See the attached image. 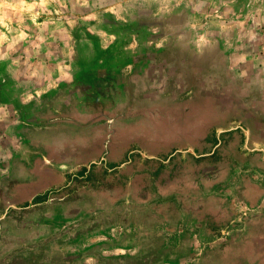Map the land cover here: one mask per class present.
<instances>
[{"label":"rangeland","instance_id":"obj_1","mask_svg":"<svg viewBox=\"0 0 264 264\" xmlns=\"http://www.w3.org/2000/svg\"><path fill=\"white\" fill-rule=\"evenodd\" d=\"M250 4L0 0V264H46L60 244L66 264L257 263L264 205L239 207L264 188ZM81 138L115 169L42 194L62 181L46 160Z\"/></svg>","mask_w":264,"mask_h":264},{"label":"crops","instance_id":"obj_2","mask_svg":"<svg viewBox=\"0 0 264 264\" xmlns=\"http://www.w3.org/2000/svg\"><path fill=\"white\" fill-rule=\"evenodd\" d=\"M253 1V5L250 4V7H254L256 9H253L255 11V13L253 14V17H256L257 15H263L264 13V0H252ZM258 2V4H257ZM250 3V2H249ZM257 4V5H256ZM257 10V11H256ZM260 18H262L261 16H259ZM257 22V20H255ZM249 27L246 28V32L248 29V37L245 38L244 37V42L249 43L248 46H250L249 48L252 49L251 47L253 46L254 49L259 50L262 46L261 44V29L262 27H258L255 26V24H252V26L248 25ZM255 58L253 57V61L255 64H259L262 65L263 67H258L255 72L252 75V81H254L256 79V81H264V57H260L259 54L258 55H254ZM98 135V134H97ZM99 138H101V136H99ZM84 139L81 138L79 140V144L78 140L76 138V143L75 142H68L66 144V153L65 155H62L61 158L58 157H52L50 158V160H46V169H49L48 171H51L53 174L57 175L59 178H61V183L57 184V185H51L49 186V188L47 190H44L45 192L42 193V191H39V194H37L36 196H40L42 194H57L58 192L64 191L66 190V192L72 188H74L75 186L72 187V183L74 180L78 181L80 178H84V177H88V173L92 171L93 166L97 165V167H99V162H103L104 166L106 168H108V171H113L115 168H111V167H116L115 164L111 165V162L114 161V156H111V154L108 155L106 153H103L102 155H100V153L94 156L92 155L89 158H86L85 156L88 157V155L90 154H84L86 152L88 153H92L94 151V148L92 147V145L87 143H84ZM90 143V142H89ZM97 145V150L100 151V143L96 144ZM95 145V146H96ZM107 156V157H106ZM126 156V154H125ZM85 170H87V172H85ZM11 177H13V173L11 172L10 174ZM10 176L8 175L9 179ZM7 177V178H8ZM15 177V176H14ZM2 178L0 177V180ZM13 179L11 178L10 181H12ZM16 181V180H14ZM261 195L262 197L259 200H256L255 202L253 201H248L247 198H243L240 199L241 203L239 205L240 210L243 211L242 213H247L246 210L248 211H252L255 209H260L262 207V205H264V188H261ZM240 196V195H239ZM241 196H243V194L241 193ZM56 196H51L49 201L52 200H57L55 198ZM240 198V197H239ZM237 205V204H236ZM264 207V206H263ZM20 208H24L22 206H20ZM238 209V208H237ZM259 213V212H258ZM233 217L236 219L238 217L239 212L237 210L232 211ZM260 214H264V211L261 212ZM264 224V222H263ZM11 227V234L12 236H6L8 239H12L14 237H17L14 234V230H17L16 226L14 224H10ZM3 232H4V227H3ZM27 232V231H26ZM5 237V236H4ZM24 237H29V236H24ZM264 241V240H263ZM262 242V241H260ZM259 242V243H260ZM60 248L57 249V251L55 250H50L48 254H46L45 258H46V264H66L67 263V258H69L71 255L68 251V248L63 247L62 244H60ZM1 246V244H0ZM255 251V250H254ZM9 254H4L1 257L4 258V261L7 259V256ZM73 255V254H72ZM12 256V255H11ZM84 255L80 253H77L75 256V261L73 264H78V261L80 260L79 257L83 258ZM21 257H23V259H27L26 254H21ZM253 257L257 259V263L255 264H264V246L260 245V247L253 253Z\"/></svg>","mask_w":264,"mask_h":264},{"label":"trees","instance_id":"obj_3","mask_svg":"<svg viewBox=\"0 0 264 264\" xmlns=\"http://www.w3.org/2000/svg\"><path fill=\"white\" fill-rule=\"evenodd\" d=\"M85 172H87V170H85Z\"/></svg>","mask_w":264,"mask_h":264}]
</instances>
